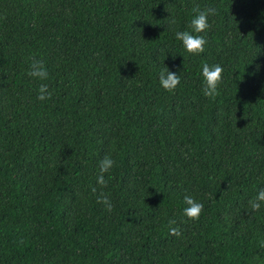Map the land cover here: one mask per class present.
Wrapping results in <instances>:
<instances>
[{"label": "trees", "instance_id": "1", "mask_svg": "<svg viewBox=\"0 0 264 264\" xmlns=\"http://www.w3.org/2000/svg\"><path fill=\"white\" fill-rule=\"evenodd\" d=\"M197 5L216 10L198 55L175 38ZM261 188L264 0H0V264H264Z\"/></svg>", "mask_w": 264, "mask_h": 264}, {"label": "clouds", "instance_id": "2", "mask_svg": "<svg viewBox=\"0 0 264 264\" xmlns=\"http://www.w3.org/2000/svg\"><path fill=\"white\" fill-rule=\"evenodd\" d=\"M194 11L197 13L195 17L191 20L190 26L192 28V33L188 31H178L175 34V38L181 41L187 52L190 54H200L204 52V46L207 43V40L202 35H196L193 33L204 32L209 27L208 17L215 14V8L208 6L203 9L197 5L194 8ZM202 76L204 79V85L202 92L205 96L210 98H215L218 92V86L222 81L223 68L219 64L209 65L207 63L202 65ZM30 77L37 78L39 80H46L48 78V72L42 60H33L29 66V71L27 73ZM159 82L160 85L167 91L172 92L177 85L180 83V76L174 72L168 70L165 67L159 73ZM52 93L48 91V85L41 83L38 88L37 99L38 100H47L51 98ZM115 161L108 155H105L99 161V173L97 175L96 183L102 187L107 185V181L104 178V174L108 173L114 166ZM92 191L95 193L97 191L96 187L92 188ZM184 202L187 205L183 209V215L186 216L189 220L199 219L200 213L203 211V204L196 201L193 197L185 195ZM97 202L102 203L107 211L112 210L111 200L103 192L97 196ZM264 202V188H261L258 192V195L255 199L249 201V206L253 211L259 210L261 203ZM175 220H170L169 225H175ZM169 232L171 235L179 237L182 233L177 227H170Z\"/></svg>", "mask_w": 264, "mask_h": 264}]
</instances>
